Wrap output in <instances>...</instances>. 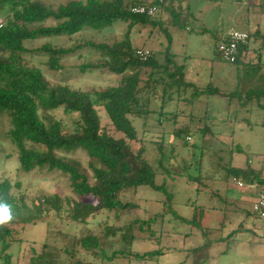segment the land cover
Segmentation results:
<instances>
[{
  "label": "trees",
  "instance_id": "16d2710c",
  "mask_svg": "<svg viewBox=\"0 0 264 264\" xmlns=\"http://www.w3.org/2000/svg\"><path fill=\"white\" fill-rule=\"evenodd\" d=\"M166 1L153 0V3L158 5L160 12L162 9H169ZM147 2L72 0L53 8L45 4L44 0H0V25L1 21L4 22L0 27V114L10 117L12 126L8 136L19 151L20 168L28 173L35 170L59 171L69 177L75 191L87 198L98 199L97 204H92L54 194L29 204L23 196L18 199L14 195V185L9 180L0 181V202H6L10 206L13 217L10 222L0 226V263L13 264L14 254L11 250L14 245H23V231L28 226L38 223L50 226L53 220L63 219L64 214L73 223L86 224L88 218L104 210L130 211L137 207L136 204H123L122 197L143 186L166 196L165 213L173 214L181 223L205 230L202 223L206 215L196 216L197 208L200 209L201 206L194 209L192 218L180 216L173 209L174 194L167 190L165 184L157 182L159 176L175 175L171 169L170 156L166 152L169 150L171 156L175 152L173 141L170 144L151 142L157 146V152L149 159L147 154L150 147L141 143L134 119H144L145 129L151 121L148 119L155 115H179V111L165 110V106L172 100L174 102L175 98L191 96L195 102L206 97L226 100L242 96L212 82L208 86L199 87L188 81L185 67L171 53L172 36L168 28H163V24L155 20L157 15L152 17L132 12L135 6ZM170 15L172 26L181 27L188 26V19L194 16L190 11L186 17L173 11ZM49 21L55 24L46 26ZM117 22L128 23V31L122 41H116L112 45L87 42L74 49L56 48L49 43L34 49L26 46V42L43 38L72 37L86 28L102 31ZM138 25L160 27L168 40L166 47L158 55L149 49L152 55L145 61L137 55L141 48L135 45L131 33ZM245 32L249 34V42L252 34L249 29ZM225 35L226 33L218 38L217 47L225 41ZM245 45H241L238 60L231 65L238 64ZM84 48L100 52L102 59L96 63H84L79 67L80 71L86 73L102 70L117 75L121 77L117 85L102 89H75L68 84L51 81L41 67L31 66L25 58L28 54L43 56L47 59L45 65L50 71L61 72L65 69L63 58ZM162 53L163 60L159 58ZM157 98L162 100L161 110L153 107V100ZM99 106L104 108L111 126L121 137H115L102 126L97 109ZM59 108H63L67 115H78L73 131L66 130L60 121L44 116ZM177 122L176 119L175 123ZM194 124L193 119L185 126L178 127L175 124L170 133H162L161 141H167L166 134H172L173 139L185 136L186 143H190L188 138H192L191 129ZM198 129L202 135L210 132L208 127ZM133 142L140 143L138 150L134 148ZM77 150L84 151L91 160L89 167L92 169V176L82 169L81 162L68 156ZM164 161L169 167L165 168ZM164 171L166 173H162ZM187 177L197 183V192H201V184L204 186L200 181L201 177ZM235 179L246 185H256L259 193L264 192V179L250 168L239 171ZM155 219L143 221L139 229L142 230L144 225L151 226ZM132 227L128 226L127 230H132ZM63 236L71 237L69 234ZM69 242L64 248H58L47 239L40 252L36 248L31 250V264H95L78 258L79 253L94 258H108L104 249L105 241L97 235L87 234L80 239L74 235ZM160 254V251H154L137 255L136 258L144 261L148 256L157 257ZM115 255L117 253L112 258Z\"/></svg>",
  "mask_w": 264,
  "mask_h": 264
},
{
  "label": "rangeland",
  "instance_id": "374dc122",
  "mask_svg": "<svg viewBox=\"0 0 264 264\" xmlns=\"http://www.w3.org/2000/svg\"><path fill=\"white\" fill-rule=\"evenodd\" d=\"M69 1L72 0H44V3L57 8ZM78 1L85 2L86 0ZM140 1L147 2L148 0ZM257 2L259 0H167L166 6L169 9L160 10L155 20L160 21L163 28H168L172 36L171 53L175 55L177 62L185 67L186 72L188 70L190 79L197 86L205 87L211 82L223 89L235 86L238 95L242 96L241 99L246 100V95L250 93L247 91L250 88L248 85L254 81V73L251 70H243L242 68L238 70L239 66H236L237 64L231 65L224 62L217 53L216 48L218 38L224 33L230 30L245 31L249 21L258 20V16L254 12L258 8L256 7ZM171 11L182 14L184 17L190 11L194 16H190L186 27L172 26ZM54 24V22L49 21L45 25ZM127 31L128 23L117 22L112 27L105 28L102 31L86 28L72 37L43 38L26 42V46L34 49L49 43L56 48L74 49L78 45L87 42L112 45L116 41H122ZM131 33L137 47L151 49L157 55L168 43L167 36L160 27L153 28L138 25ZM163 56L162 53L159 58L163 60ZM25 58L31 66L41 67L51 81L65 83L75 89L89 90L91 88L102 89L115 86L121 78L108 72H102V70L86 73L80 71L79 67L84 63H96L102 59L101 53L91 48L78 50L76 53L63 58L62 63L65 69L61 72L50 71L45 65L47 59L43 56L28 54L25 55ZM242 90L244 94H241ZM252 93H255L253 97H261L256 95L255 89H252ZM251 96L249 94V97ZM172 101L165 106V110L167 112L179 111L178 116L170 114L155 115L148 119H151V121L147 123L145 129L143 126L144 119H134L141 143L144 142L150 147L147 154L149 159L154 155L153 153L157 152V146L151 144V142L170 144L173 141L175 152L172 156L169 150L166 152L170 156L171 169L175 175L172 174V177L159 176L157 182L160 185L165 184L167 190L174 194L173 209L180 216L192 218L196 207H204L197 208L196 216L206 215V219L202 224L203 226H210L208 238L212 240L226 236L229 231L232 232L234 230L232 226L235 225L238 228L243 224L246 230L237 231L233 237V241H235L233 245L235 246L231 247L242 250L247 249L245 250V256L236 257L233 252L220 254L216 252L217 247L212 249V258H208L207 248L205 250L199 248L198 254L195 253V250L181 251L180 249L185 247L181 243L185 237L183 234L194 233L193 235H199L202 228L198 229L199 226L181 223L173 214L165 213L164 200H166V196L150 187L143 186L131 190L129 193L127 192L122 197L123 204H136L137 207L130 211L104 210L88 218L86 224L73 223L72 220L66 219L67 216L64 214L63 219L53 220L50 226L44 223L28 226L23 231V245H14L11 250L14 254L13 264H31V250L36 248L40 252L42 244L47 239L53 246L64 248L67 244H70L69 241L74 235H77L80 239L87 234L97 235L105 241L104 249L109 259H101V256L94 258L84 253L78 254V258L83 261H92L95 264H200L203 260H208L207 264H244L247 261H251L253 264H264V256H257L259 253L253 250L257 247V244L253 245L251 249L244 246L245 242L253 236L254 225H263L262 227H264V220L253 213L252 204L242 203L238 204V207L237 205L233 206L237 209L241 207V211L232 207V203L240 199V193L244 190L246 192L248 188H240L236 179L233 178L236 176H228V169L232 165L243 167L248 161L254 166L250 164L253 168L263 170L264 144L260 150L257 143H252L257 148L252 145L250 148L244 146L246 151H243V153L232 151L229 143L222 145L217 142L215 135L211 133L212 131L213 134L221 131L226 136L235 133L237 135L236 140L242 138L245 141H252L254 132H250V129H238L242 117H250L251 115L246 110L234 112L238 111V108L231 106V110L225 112L226 121L223 126L220 125L221 123L216 125L213 124L211 118L214 109L211 104H222L223 107L227 108L228 105L223 103L226 100L217 97H206L194 102L191 96H185L182 99L175 98L174 102ZM159 105H161V102L158 104L153 100L154 108ZM158 108L160 109V107ZM97 109L102 119V126L115 137H121L122 135L116 133L111 126L104 108L99 106ZM250 113L253 114L254 112ZM44 116L48 119L60 121L68 131L75 129L74 122L78 119L77 114L67 115L63 108L47 112ZM237 116L241 119L236 122ZM175 117L177 123H175ZM258 118V112L255 111L252 119L256 120ZM191 119L194 120L195 126L191 129L192 141L190 143H186L185 136L180 139H173L172 134H166L168 140H163L164 143L161 141L163 132L170 133L174 130L175 124L178 127L185 126ZM11 126L10 117L7 114H0V181L9 180L14 185L13 193L18 199L23 196L27 203L31 204L44 196L56 194L62 198L77 201L85 200V202L92 204L98 203L97 198H87L75 191L71 186L69 177L59 171L35 170L29 173L22 171L19 163V151L8 136ZM196 126L200 128L208 127L210 132L202 135ZM260 130L257 128L255 133L259 134ZM133 146L138 150L140 143L133 142ZM260 153L261 157L257 155ZM68 156L81 162L82 169L90 176L93 175L92 169L89 167L91 160L84 151L77 150L68 154ZM164 166L167 168L169 164L164 161ZM162 173H166V171ZM187 176L201 177L200 181L204 185H199L202 187L201 192H197V183L192 182ZM91 182L94 181L91 180ZM257 191L259 192V189ZM249 213L251 216L248 215ZM155 217L157 218L155 219ZM139 219L141 221H138ZM152 219H155V222L151 226L146 227L144 225L145 227L142 230L139 229L143 221ZM233 220H235V223ZM128 226H133L132 230H127ZM180 232L183 234H180ZM65 234H69L71 237L65 238L63 236ZM263 235L264 233L258 231L255 235V240L261 246H264ZM240 240L242 241L237 244V241ZM229 241L227 240L226 243ZM226 243L220 247L222 251L226 248ZM230 243L232 244V242L228 244ZM259 250H264V248H259ZM154 251H160L161 254L157 257L148 256L144 261L136 258L137 255L149 254ZM116 253L117 255L112 258Z\"/></svg>",
  "mask_w": 264,
  "mask_h": 264
},
{
  "label": "crops",
  "instance_id": "0c3cea01",
  "mask_svg": "<svg viewBox=\"0 0 264 264\" xmlns=\"http://www.w3.org/2000/svg\"><path fill=\"white\" fill-rule=\"evenodd\" d=\"M255 5V4H254ZM257 5V6H256ZM255 6L258 7L257 10H255L254 12L257 14L258 16V20L257 21H249L248 22V27L246 29H249V31L252 34V37L250 39V41L243 46L242 50H241V57L240 60L238 62V64L236 66H239L238 70H240V68H242L243 70H251L254 73V81L252 82V84H249L248 90L250 93H248V95H246V100L241 99L240 98H233V99H226L225 103L226 105H228L227 108L223 107L222 104H211V106L214 108L213 109V116H211V118L213 119V124L218 125L219 123H221L220 125L223 126V123L226 121V115L225 112L230 111L231 110V106H234L235 108H238V111H234V112H239V110H246L248 111L247 113L250 114V117H242V121L241 123L238 125L239 130L240 129H250V132H254L253 135V140H249V141H245V139L243 140L242 138H239L238 140H236L237 135L235 133H233L232 135H225V133H221V131L216 132L215 134H213V131L211 132L212 135H215V139H217V142L221 143L222 145H225L226 143H229L232 147V151H239L242 152L246 151V149H244V146L246 148V146H248L247 148H250L252 145V143H257L259 146V150L261 148V146L264 144V0H259V2H257ZM254 13V15H255ZM186 78L188 81H192L190 79V75L189 72L187 70L186 72ZM194 82V81H192ZM233 82V80H232ZM195 83V82H194ZM213 83V82H212ZM252 89L256 90V95L257 96H261V97H253L252 93ZM228 91H235L237 92L235 86L234 87H230L229 89H227ZM242 94H244L243 90H242ZM249 94L252 95L251 97H249ZM223 100V99H222ZM156 103L158 102V104L161 102L162 105V100L160 99H155ZM161 105H159L158 107L161 108ZM217 105V106H216ZM158 107H155V109H158ZM161 110V109H160ZM227 110V111H226ZM258 112L259 118L258 119H252L253 115L255 114V111ZM260 111V112H259ZM212 112V111H211ZM250 112H254L253 114H251ZM229 118V116H228ZM241 118H239V116H237V119H235V121L237 122V120H239ZM263 120V121H261ZM195 126V124H194ZM198 128V127H196ZM259 128L261 129L259 134L255 133V130ZM258 139H257V138ZM255 146V145H254ZM254 148H257L256 146ZM259 157H261V153L257 154ZM250 161L246 162L243 167H237V166H231L228 169V176H236V174L239 171H246L249 168L257 173H259L261 179H264V169L263 168H259V169H263V170H257L256 168H253L250 165ZM227 171V169H226ZM235 178V177H233ZM240 187V186H239ZM243 188V187H240ZM258 187H253V188H248V190L242 191L240 193V199L234 201L232 203V207L239 206L238 204H242V203H248V204H254V202L257 199V196L259 194V192L257 191ZM237 202V203H236ZM234 208V207H233ZM238 211H241L242 208L239 207L234 208ZM249 216H251V214H248ZM231 222V220H230ZM233 222L235 223V220H233ZM233 224V223H232ZM254 231H253V236L250 240H247V242H245L244 246L247 248H252L253 245L257 244V247H255V249H253L255 252L259 253L257 256H264V250H259V248H264V246H261V244L259 242H257V240H255V235L256 232H262L264 233V227H262L261 225H254ZM234 227V230L229 231L228 233H226V236H222V237H217L216 239L212 240L210 238H208V231L210 230V226H204L205 230L200 231L199 235L194 233L192 234H188V233H182L180 232V234H183L185 237L182 239L181 243L182 245L184 244V248L180 249L181 251L184 250H195V253H199V248L205 249L206 247L208 251H206V253H208V258H212V249L217 247L216 252L220 253V254H226L228 252H233V254L236 255V257H244L245 256V250L247 249H236L233 248L231 246H235L233 245V243L235 241H233V237L234 235L237 233V231H243L246 230V227L243 226V224L241 226H239L238 228H236V226H232ZM193 235V236H192ZM264 236V235H263ZM200 238H202V240H200ZM227 240H230L229 242H232V244H228L226 243ZM237 241L238 242H241ZM188 242V244H187ZM226 243V248L223 249V251L220 249V247L224 246L223 244ZM228 244V245H227ZM235 244V243H234ZM204 256V255H202ZM228 257V255H227ZM226 257V258H227ZM234 257V258H236ZM208 260H203L200 264H207ZM244 264H253L251 261H247Z\"/></svg>",
  "mask_w": 264,
  "mask_h": 264
},
{
  "label": "built area",
  "instance_id": "2783aa9c",
  "mask_svg": "<svg viewBox=\"0 0 264 264\" xmlns=\"http://www.w3.org/2000/svg\"><path fill=\"white\" fill-rule=\"evenodd\" d=\"M163 2L164 0H159ZM132 12L138 15L155 16L158 14V5L153 3V0H148L147 4L135 6ZM2 25H0L1 27ZM249 40V34L241 30H230L225 35V41L220 43L217 47V53L221 59L228 63L234 64L238 60L239 49L241 45H245ZM137 55L143 60H147L151 57L152 53L149 49H140L137 51ZM188 141H192L189 137ZM240 187L253 188L258 187L256 185H246L242 182H238ZM253 212L262 220H264V192L259 193L256 201L253 204Z\"/></svg>",
  "mask_w": 264,
  "mask_h": 264
},
{
  "label": "clouds",
  "instance_id": "9594fccd",
  "mask_svg": "<svg viewBox=\"0 0 264 264\" xmlns=\"http://www.w3.org/2000/svg\"><path fill=\"white\" fill-rule=\"evenodd\" d=\"M3 23L4 22L1 21V25H3ZM12 219L10 206L6 202H0V226L10 222Z\"/></svg>",
  "mask_w": 264,
  "mask_h": 264
}]
</instances>
